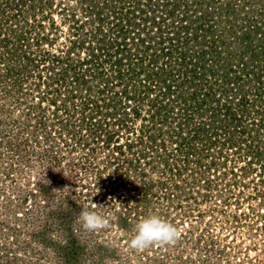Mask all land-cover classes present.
I'll return each mask as SVG.
<instances>
[{"label": "rangeland", "instance_id": "obj_1", "mask_svg": "<svg viewBox=\"0 0 264 264\" xmlns=\"http://www.w3.org/2000/svg\"><path fill=\"white\" fill-rule=\"evenodd\" d=\"M150 1L0 0V264H264V0Z\"/></svg>", "mask_w": 264, "mask_h": 264}, {"label": "clouds", "instance_id": "obj_2", "mask_svg": "<svg viewBox=\"0 0 264 264\" xmlns=\"http://www.w3.org/2000/svg\"><path fill=\"white\" fill-rule=\"evenodd\" d=\"M77 222L86 231L93 232L108 227V220L95 211L82 210ZM180 232L173 224L166 222L158 215H150L141 220L135 229V235L129 241V247L142 252L153 245H175Z\"/></svg>", "mask_w": 264, "mask_h": 264}, {"label": "trees", "instance_id": "obj_3", "mask_svg": "<svg viewBox=\"0 0 264 264\" xmlns=\"http://www.w3.org/2000/svg\"><path fill=\"white\" fill-rule=\"evenodd\" d=\"M137 0H134V2ZM146 7H144V4H142V6H140V4L138 2L133 3L132 0V4H128L129 6L126 8H121L118 9L120 13V18H119V28L121 31V34H124L125 32H129V30L133 29V31H131V35H129V38L131 39V41L133 42H137L139 41L140 43H142L141 41H143L142 37L143 35L147 36L148 39L151 38L150 35H152L155 31H160L161 32V24L164 25V21L168 22L166 18H162V17H156L154 14V7H153V3L150 2H145ZM168 14L170 12H167ZM166 13V15H167ZM141 20H144L142 23L140 22ZM171 26H173V23L171 21ZM167 25V23H166ZM165 25V26H166ZM148 26V27H146ZM182 26V35H184L182 37V40L185 41V38L188 39L189 35H192V32L195 33V31H187V26L186 25H181ZM184 27V30H183ZM173 27H171L172 29ZM155 30V31H154ZM119 31V32H120ZM134 31L136 32V36L134 35ZM176 32V31H175ZM179 32V31H177ZM176 32V33H177ZM174 40L172 39L171 41H176V37L173 34ZM193 38V37H192ZM167 39L169 40V37H167ZM141 47V46H140ZM161 48V47H160ZM163 49H161L162 51ZM186 49L184 48L181 53V59H184L187 55H186ZM190 59V58H189ZM93 104H95L94 101H92ZM87 120V118H85Z\"/></svg>", "mask_w": 264, "mask_h": 264}]
</instances>
